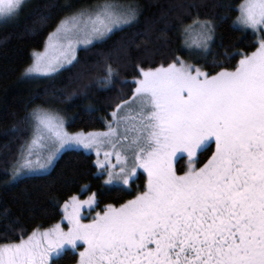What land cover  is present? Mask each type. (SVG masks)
I'll return each instance as SVG.
<instances>
[{
    "label": "snow or ice",
    "instance_id": "obj_1",
    "mask_svg": "<svg viewBox=\"0 0 264 264\" xmlns=\"http://www.w3.org/2000/svg\"><path fill=\"white\" fill-rule=\"evenodd\" d=\"M24 6L25 0H0V23L15 21ZM64 9L22 77L54 78L79 63L78 50L110 39L141 15L138 5L119 0ZM235 10L241 30L261 34L254 51L234 54L235 66L210 72L179 56L167 66H137V78L119 81L135 87L126 99L120 90L104 130L70 131L61 110L46 102L4 129V136L21 140L6 184L37 176L76 149L95 153L96 178L106 176V185L130 188L139 169L147 179L132 199L107 204L88 222L97 194L69 196L61 223L0 237V264H56L69 247H83L78 264H264V0H243ZM224 19L193 18L181 30L183 47L207 50ZM123 51L121 45L116 54ZM109 60L97 62L103 74L81 91L93 83L113 88L119 71Z\"/></svg>",
    "mask_w": 264,
    "mask_h": 264
},
{
    "label": "trees",
    "instance_id": "obj_2",
    "mask_svg": "<svg viewBox=\"0 0 264 264\" xmlns=\"http://www.w3.org/2000/svg\"><path fill=\"white\" fill-rule=\"evenodd\" d=\"M93 0H26L23 11L12 22L0 23V237L18 238L21 228L31 232L36 227L49 228L61 218V203L71 195L97 194L101 211L107 204L119 205L144 186L146 177L139 173L131 187L106 185L97 177L94 156L80 149L65 151L54 167L37 176L9 180L6 169L16 154L20 139L12 140L3 131L22 119L32 106L47 103L61 110L70 131L103 130L104 118L124 98L131 95L134 84H120V80L137 78V66L149 68L167 66L179 56L206 71H219L216 65L231 68L240 59L237 52L255 50L258 33L241 30L234 24L242 0H130L141 10L138 23L115 32L110 39L78 50L79 63L62 71L54 78H24L22 72L32 61V52L43 47L56 21L65 14L64 6H80ZM178 5H195L182 9ZM50 15L44 22L42 16ZM197 16L225 17L218 22L213 42L207 50L183 47L180 33L184 25ZM124 45L122 54L116 50ZM104 56L119 71L111 90L95 83L81 91V85L94 81L103 73L96 67ZM103 64H100V68ZM54 89V91H53ZM91 109V110H90ZM181 161L179 167H183ZM83 185L87 191L81 193ZM5 212L8 213L5 217ZM19 220V224L11 223ZM14 232L8 231V228ZM77 252L65 250L55 258L56 264H73Z\"/></svg>",
    "mask_w": 264,
    "mask_h": 264
},
{
    "label": "rangeland",
    "instance_id": "obj_3",
    "mask_svg": "<svg viewBox=\"0 0 264 264\" xmlns=\"http://www.w3.org/2000/svg\"><path fill=\"white\" fill-rule=\"evenodd\" d=\"M25 1H26V0H25ZM94 2H96V0H93L91 3H94ZM119 2H121V3H133V4H136L134 1H130V0H119ZM241 3H243V0H242ZM241 3H240V4H241ZM238 15H239V12H238ZM238 15H237V16H238ZM235 20H236V18H235ZM235 20H234V21H235ZM234 24H235V23H234ZM235 25H236V24H235ZM237 26H238V25H237ZM257 33H258V40H259L261 34H260L259 32H257ZM46 39H47V37H46ZM46 39H45V41H44L43 47H42L41 49H39L40 51L43 50L44 45H45V42H46ZM32 53H33V52H32ZM183 60H184V59H183ZM188 63H190V62H188ZM38 77H39V76H38ZM24 78H27V77H24ZM61 114L66 118L65 114H64L62 111H61ZM66 121H67V118H66ZM66 126H67V124H66ZM103 130H104V129H103ZM91 131H98V130H91ZM85 132H87V131H85ZM88 153L93 154V156H94V162H95V160L97 159L95 153H94V152H88ZM183 161H184V164L187 163L186 157H185V159H184ZM113 163H115L114 158H113ZM49 170H50V169H48L47 171H49ZM47 171H45V172H47ZM98 171H99V170L97 169V172H98ZM45 172H43V173H45ZM139 173H143V174L145 175L146 179H147L146 173H144L142 169H139V170H138L137 175H138ZM102 177H103V181H105V180L107 179L106 176H102ZM145 183H146V181H145ZM111 185H120V186H124V185H122V184H111ZM124 187H128V186H124ZM89 195H91V193L85 194L84 196H80V198H81V199H86ZM62 205H63V203H61V206H60V208H61V213H62L61 218H60L55 224H57V223H61V222H62V216H63ZM94 209H95V208H94ZM96 212H99V211H97V210L92 211V212H91V215L88 217V220H86L85 222H88V221L91 219V216H94ZM64 223H66V221H64ZM55 224H53V225H55ZM53 225H52V226H53ZM52 226H51V227H52ZM49 228H50V227H49ZM45 229H46V228H45ZM67 249H71V248L69 247V248H67ZM71 250H75V251H76V249H71ZM79 251H83V249H82V250H79ZM78 257H79V256H78ZM78 259H79V258H78Z\"/></svg>",
    "mask_w": 264,
    "mask_h": 264
},
{
    "label": "flooded vegetation",
    "instance_id": "obj_4",
    "mask_svg": "<svg viewBox=\"0 0 264 264\" xmlns=\"http://www.w3.org/2000/svg\"><path fill=\"white\" fill-rule=\"evenodd\" d=\"M213 149H214V145H213ZM210 154V153H209ZM184 162V161H183ZM186 164H184L183 163V166H185ZM83 249V247H79L78 249H76V251L75 250H72V251H75V252H77V254L79 253V250H82ZM67 250V249H66ZM79 256V255H78ZM56 257H54V259H55ZM79 257H77V260H76V262L75 263H73V264H78V259Z\"/></svg>",
    "mask_w": 264,
    "mask_h": 264
}]
</instances>
